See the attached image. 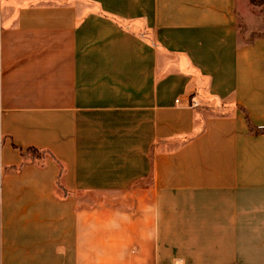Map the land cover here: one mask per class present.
I'll return each instance as SVG.
<instances>
[{"label": "crops", "instance_id": "obj_1", "mask_svg": "<svg viewBox=\"0 0 264 264\" xmlns=\"http://www.w3.org/2000/svg\"><path fill=\"white\" fill-rule=\"evenodd\" d=\"M0 264H264V1L0 0Z\"/></svg>", "mask_w": 264, "mask_h": 264}, {"label": "trees", "instance_id": "obj_2", "mask_svg": "<svg viewBox=\"0 0 264 264\" xmlns=\"http://www.w3.org/2000/svg\"><path fill=\"white\" fill-rule=\"evenodd\" d=\"M251 1L254 2V0H251ZM262 1H264V0H259V2H262ZM43 154H44L43 152H39L36 149L28 148L26 150V152L23 153V157H24V160H26V158L27 159H33L34 160V159L40 158Z\"/></svg>", "mask_w": 264, "mask_h": 264}, {"label": "built area", "instance_id": "obj_3", "mask_svg": "<svg viewBox=\"0 0 264 264\" xmlns=\"http://www.w3.org/2000/svg\"><path fill=\"white\" fill-rule=\"evenodd\" d=\"M196 105H197V103L195 101H190V106H196Z\"/></svg>", "mask_w": 264, "mask_h": 264}, {"label": "rangeland", "instance_id": "obj_4", "mask_svg": "<svg viewBox=\"0 0 264 264\" xmlns=\"http://www.w3.org/2000/svg\"><path fill=\"white\" fill-rule=\"evenodd\" d=\"M256 3L259 2V0H254Z\"/></svg>", "mask_w": 264, "mask_h": 264}]
</instances>
